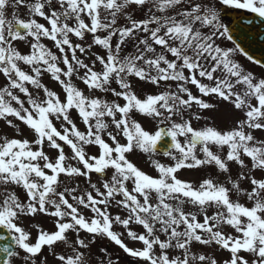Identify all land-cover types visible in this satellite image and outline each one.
I'll list each match as a JSON object with an SVG mask.
<instances>
[{"label": "snow or ice", "instance_id": "1", "mask_svg": "<svg viewBox=\"0 0 264 264\" xmlns=\"http://www.w3.org/2000/svg\"><path fill=\"white\" fill-rule=\"evenodd\" d=\"M228 10L254 14L237 28L264 22V0H0V122L15 130L12 138L0 135V228L12 241L0 246V264H48L44 248L57 264H120L112 245L133 264H218L213 248L228 254L222 264H264V178L255 175L264 173V73L238 61L258 63L225 24ZM45 74L63 99L42 82ZM221 104L227 128L193 126ZM20 125L31 142L16 138ZM134 152L156 177L129 159ZM209 168L216 176L178 178L181 170ZM113 207L126 215H113ZM41 214L54 227L33 225V241L21 221ZM125 233L142 247H129Z\"/></svg>", "mask_w": 264, "mask_h": 264}, {"label": "rangeland", "instance_id": "2", "mask_svg": "<svg viewBox=\"0 0 264 264\" xmlns=\"http://www.w3.org/2000/svg\"><path fill=\"white\" fill-rule=\"evenodd\" d=\"M221 15L224 18V22L226 25H230V20H228L227 18L224 17V12L221 13ZM20 16L21 18H26V10L25 9H21L20 10ZM39 22L41 23H45V21H43L42 19L39 20ZM47 47L50 48V46L53 48V42L48 41V40H43L42 41ZM229 44V46L231 45L230 42H227ZM18 48L22 51V52H26L28 49H26L23 45H18ZM24 50V51H23ZM53 51H56V49L54 48ZM94 51L96 52H101L102 50L96 48L94 49ZM238 61L242 64L243 67H245L246 70L252 71L254 74H256L258 77L264 73V69L260 68L259 66L253 64L250 61H247L245 58L243 57H238ZM42 82L48 86L50 89H53L55 91L58 92V94L61 95V98L63 99V94H62V90L59 89L58 85L55 84L54 81H51L50 75L45 74L42 77ZM5 83V80L3 78L2 75H0V85H3ZM77 86L85 92V94H88V90L86 88L85 85H83L80 81H76ZM30 87V86H29ZM193 93L196 95H199L198 91L193 87L192 88ZM148 91H152V89H146L145 92ZM99 94V93H97ZM195 111V107L193 109ZM72 115L75 117L76 113L73 111ZM203 115L208 118L206 121H193V126L194 127H201L203 126L204 123H209L212 124L214 123L218 128H227L229 126L231 117L230 116H226V114L223 112V104L220 105V110L212 112V111H205L203 113ZM134 118H136L137 120H140L143 124V126L146 129H153L154 128V124L148 122V121H144L142 120V118L137 114ZM78 125V127L80 128V130H84V125L82 124V122H80L79 120L75 121ZM54 123L56 124V126L59 128L60 127V123L58 121H54ZM21 129H22V136L18 137V138H26L28 139L30 142L33 140V133L28 130L25 126L20 125ZM25 130V131H24ZM13 133H15L14 129H9L3 122H0V135H7L10 136ZM15 135H13L12 137H14ZM11 137V138H12ZM182 139V138H181ZM123 142V141H122ZM215 150V149H214ZM45 151L46 153L51 157H54L56 155V151L55 150H51L47 148V145H45ZM65 151L66 154L70 155V149L67 148V146H65ZM87 151L90 155H94L97 153L98 149L94 146H88ZM156 159L160 160L161 162L165 163V164H171L172 161H170L168 158L164 157L162 154H157V156L155 157ZM129 159L134 162L141 170H143L145 173L156 177L158 175V173L154 170V168L152 166H149V161L147 159V157H143L140 152H134L133 154H129ZM73 164H75V162H73ZM236 166L233 165L232 166V172L235 175L236 173ZM216 176V170L214 168H209L206 171H197V170H181L178 173V178L185 180V181H190L193 183L198 182L199 180H201L202 178L206 177V176ZM257 178H264V173H261L259 171H257L255 173ZM108 176H111V170L108 171ZM62 179H64L62 177ZM91 179L93 182L98 183L99 185V181H98V177L96 174H92ZM219 179L223 180V176H220ZM67 182V181H66ZM77 183L80 184V186L86 187L85 181L83 180V178H80ZM241 187L243 189H245V187H250V184L248 182H243ZM129 188H131V185H129ZM17 191L19 192L20 198L24 199L25 198V194L23 192V190L21 189H17ZM71 202V201H70ZM242 203H248L246 200H241ZM248 206H251L250 204H248ZM83 214L86 216H90L91 213L86 211V210H82ZM111 212L115 214H120L121 216H125L126 215V211L123 209H117L116 207H113L111 209ZM22 226L25 227L26 229L31 230V237L32 240L34 241L37 238L38 235V230L33 228V225H39L40 229L43 230H47V231H52L53 230V221L51 218L46 217L44 215H38L34 218L32 217H25L22 219L21 221ZM228 227H225V232H228L227 230ZM117 230V229H116ZM230 233L234 234L233 230L230 229ZM118 231H120L118 229ZM141 233V232H138ZM229 233V232H228ZM162 239H164V237H161ZM125 243L128 244L129 247H133V248H140L142 247L140 242H133L127 239L126 237V233H125ZM106 243L104 241H101L99 244L97 245H93L92 246V259L95 260L97 258V254H98V248L100 247L101 244ZM120 261V264H133L132 259H129L125 254H123L122 250L118 249L117 246L112 245L111 248L109 249ZM195 251H199V249H194ZM47 248H44L43 250V255L48 257V264H57V262L54 260V258H52L49 255V252H47ZM61 249L57 248V252H60ZM207 251H209L210 253H214L215 258L218 261V264H222V261L224 259L227 258L228 254L226 252H222L218 249H208ZM122 254H121V253ZM46 253V255H45ZM174 253H170V255H172ZM99 258L103 259V255L99 254ZM22 262V260L20 259H15L14 260V264H20Z\"/></svg>", "mask_w": 264, "mask_h": 264}, {"label": "water", "instance_id": "3", "mask_svg": "<svg viewBox=\"0 0 264 264\" xmlns=\"http://www.w3.org/2000/svg\"><path fill=\"white\" fill-rule=\"evenodd\" d=\"M228 16L232 18L231 27L236 29L234 36L237 42L252 56L258 63H264V22L255 19L251 24H245L242 28H237V22L243 18H252L254 14H246L244 11H228ZM0 236L4 240L0 241V246H8L12 243L10 235L6 230L0 228Z\"/></svg>", "mask_w": 264, "mask_h": 264}]
</instances>
